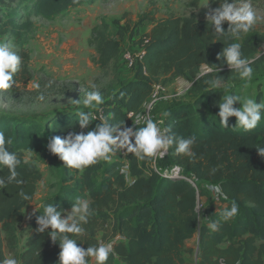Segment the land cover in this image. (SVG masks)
Wrapping results in <instances>:
<instances>
[{
    "label": "trees",
    "instance_id": "1",
    "mask_svg": "<svg viewBox=\"0 0 264 264\" xmlns=\"http://www.w3.org/2000/svg\"><path fill=\"white\" fill-rule=\"evenodd\" d=\"M89 1L0 0V41L12 42L13 51L22 58L20 71L14 76L16 84L5 94H17L31 80L26 44L34 31L32 17L50 19ZM222 2L209 0V9L218 8ZM192 6L196 7V1ZM152 22L150 31L135 41L143 54L130 66L131 79L103 100L93 113L96 118L81 129L77 113L65 112L45 119V130L63 138L69 131L86 134L105 121L115 129L113 134L125 128L136 130L144 125L134 123V117L150 100L161 78H183L195 84L200 68L206 65L220 69L222 77L233 72L222 57L217 59L227 46L226 37L215 34L204 18L169 16ZM222 28L227 31L228 25L223 24ZM242 37L243 53L250 60L257 43L264 41V33L249 32ZM96 50L98 64L105 69L118 56L119 42L101 34ZM224 92L210 87L205 90L197 101L206 109L203 115L188 104L173 106L166 112L163 122L171 134L194 138V155L177 153L173 144L162 156L140 160L123 147L126 165L118 160H100L81 170L76 189L59 196L53 204L61 213L73 206L75 198L82 196L81 191L85 193L92 209L89 221L80 225L82 233L68 234L78 246L86 249L101 241L112 243L113 252L106 264H184V244L197 234V264H264V157L256 150L264 146V114L250 131L234 127L235 117H229L227 128L222 127L217 104ZM255 100L263 103L264 96ZM0 131L11 140L9 151L19 154L22 162L17 171L25 181L24 185L11 184L0 190V259L6 258L5 243L14 244V230L20 226L26 240L19 264H59L60 249L50 239L51 230L36 231V217L43 209L23 213L33 201L42 177L37 166L24 159L23 140L50 153V139L41 133V124L30 119L0 116ZM125 166L130 182L121 171ZM7 174V169H0V176ZM216 186L222 189L217 193L220 201L227 208L237 203L239 213L225 222L221 213L208 206L204 208L206 221L201 223L197 204ZM21 188L31 195L30 201L20 198ZM213 221L220 222L215 232L208 227ZM2 234L7 235L6 240ZM87 259L89 263L92 260Z\"/></svg>",
    "mask_w": 264,
    "mask_h": 264
},
{
    "label": "rangeland",
    "instance_id": "2",
    "mask_svg": "<svg viewBox=\"0 0 264 264\" xmlns=\"http://www.w3.org/2000/svg\"><path fill=\"white\" fill-rule=\"evenodd\" d=\"M193 1H196V7L192 6ZM205 5L206 0H90L77 9L50 19L32 17L34 31L26 44L32 76L29 82H39L40 88L32 89L28 82L25 87H20L15 95L0 91V116L36 120L41 124V133L50 139L54 135L52 130H45V119L70 111L94 113L99 105L93 108H85L83 105L87 92L99 91L104 100L121 84L131 79L130 65L142 53L136 47L135 41L150 31L152 19L191 15L197 20L205 19V15L201 13L210 8H201ZM252 6L257 13V22L250 32L264 33V0L252 3ZM101 34L118 41L120 48L116 59L105 69L100 68L98 64L96 50ZM242 39L243 37L240 43ZM8 44L12 46V42ZM250 62L253 69L251 81L240 79L234 72L222 77L220 69L217 75L227 81L228 92L255 100L260 95L264 96V41L257 43ZM215 75L214 71L209 72L208 67L202 66L197 77L199 80L195 84L194 81L183 78H161V83L154 89L155 97L144 104L141 115L151 118L163 129V114L173 106L188 104L198 115L205 114L203 104L197 101L201 100L205 90L210 87L209 81ZM92 85H95V88ZM41 94L45 97L44 101L37 99ZM70 100H80L81 104L72 105ZM29 141L23 140L24 159L34 163L42 177L37 183L33 201L23 210L24 215L39 210L42 203L54 204L59 196L75 190L81 174V170L63 166L58 157L45 153ZM112 149L108 162L118 160L125 164L124 150L119 141ZM126 167L124 174L130 182ZM172 173L177 175L175 171ZM214 189L211 188L209 196L202 197L197 204L196 213L201 223L206 221L205 207L209 206L217 213H222L227 208L225 203L216 198ZM81 195V198H86L82 191ZM57 206L59 207V204ZM71 209L72 207L62 211L61 218L70 215ZM2 236L4 240L7 239L6 234ZM196 237L194 235L184 244V264H197ZM14 240L11 246L5 243L4 252L6 258L12 255L19 264V256L26 240V233L20 226L14 230Z\"/></svg>",
    "mask_w": 264,
    "mask_h": 264
},
{
    "label": "clouds",
    "instance_id": "3",
    "mask_svg": "<svg viewBox=\"0 0 264 264\" xmlns=\"http://www.w3.org/2000/svg\"><path fill=\"white\" fill-rule=\"evenodd\" d=\"M215 2V0H212ZM209 0L201 8L208 9ZM205 20L212 27L215 34L220 37H226L227 46L220 53L228 67L242 80L251 81L253 69L250 60L244 55L242 44L239 42L244 34L251 31L257 22V13L252 6V0H223L218 8L209 9L205 14ZM227 23V31H224L222 25ZM230 41V42H228ZM22 58L12 49L8 43L0 41V91L13 88L16 84L14 76L20 71ZM209 72H215L216 75L209 81L210 88H223L225 92L217 104L219 109L217 117L222 127H228L229 117H235L236 124L245 131L253 130L261 121L264 114V103H257L256 100L249 97L230 94L227 91L229 87L227 81H224L217 75L219 69L209 66ZM32 89H39L40 84L37 81L29 82ZM95 88V85H92ZM44 101L43 94L37 97ZM72 105L78 106L80 100H70ZM103 104V97L99 91H90L86 93L83 100L85 108H93ZM239 104V107H234ZM78 124L81 129H85L91 120L96 117L91 112L79 111ZM167 116L168 113H164ZM137 124L143 123L144 126L133 130L125 128L119 131L118 136H113L114 128L108 126L107 121L99 124L95 130L73 133L71 131L61 138L53 136L47 143L48 151L62 161L63 166L83 170L84 168L96 164L100 160L108 161L111 158L113 149L119 141L121 147H126L127 152L134 154L137 159L144 160L146 157L162 155L170 146L176 145V152L182 154L194 155L191 147L194 144V138H178L171 134V129H163L153 122L151 118L144 116L137 118ZM162 123V121H161ZM123 124V121H120ZM134 138V143L132 139ZM11 140L6 138L5 133L0 131V169H7V176H0V190L8 185L15 184L21 186L25 181L20 177L17 171L22 160L15 151H9ZM258 155L264 157V146L256 148ZM214 191L221 193L222 189L216 186ZM23 201H30L31 195L23 190L18 192ZM40 208L42 214L36 217L38 225L36 231L43 233L45 229H50L48 233L51 241L59 245V264H89L87 258H92L95 264H106L110 254L113 252V244L101 241L99 245H92L86 249L78 246L75 239L68 234H80L84 229L81 224H87L92 213L89 200L77 196L73 203L71 214L66 218H61V213L56 210L53 203H42ZM239 213L237 203L233 202L230 207L225 208L221 213V219L225 222L231 220ZM219 221L211 222L208 227L213 231L219 228ZM0 264H18L17 260L9 255L5 259H0ZM223 264V261H221Z\"/></svg>",
    "mask_w": 264,
    "mask_h": 264
},
{
    "label": "built area",
    "instance_id": "4",
    "mask_svg": "<svg viewBox=\"0 0 264 264\" xmlns=\"http://www.w3.org/2000/svg\"><path fill=\"white\" fill-rule=\"evenodd\" d=\"M142 54H143V52L141 53V55H142ZM141 55H140V56H141ZM130 66H131V65H130ZM154 89H155V87H154ZM155 95H156V93H155V90H154L153 93H152L151 98L153 99V98L155 97ZM141 116H142L141 113L138 114V115H136V116L134 117L135 119L133 120V122H134V123H137V122H136V121H137V118H138V117H141ZM129 117H133V115L130 114ZM121 171H122V172H125V171H124V168H122ZM192 184H193V183H192ZM215 194H216V198H219L218 195H217V193H215Z\"/></svg>",
    "mask_w": 264,
    "mask_h": 264
},
{
    "label": "crops",
    "instance_id": "5",
    "mask_svg": "<svg viewBox=\"0 0 264 264\" xmlns=\"http://www.w3.org/2000/svg\"><path fill=\"white\" fill-rule=\"evenodd\" d=\"M125 167H126V166H125ZM125 167H124V168H125ZM196 236H197V234H196ZM196 239H197V241H198V236L196 237ZM89 264H95L94 260L92 259L91 262H90Z\"/></svg>",
    "mask_w": 264,
    "mask_h": 264
}]
</instances>
